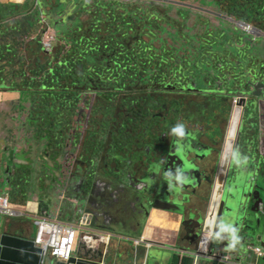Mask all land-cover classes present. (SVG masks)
<instances>
[{
    "label": "rangeland",
    "instance_id": "374dc122",
    "mask_svg": "<svg viewBox=\"0 0 264 264\" xmlns=\"http://www.w3.org/2000/svg\"><path fill=\"white\" fill-rule=\"evenodd\" d=\"M245 2L247 3L246 0H192L181 4L175 0H0V191L7 197L17 199L14 204L24 206L31 203L30 206L36 209L32 213L24 211V220L13 217L8 221L17 222L22 226L21 233L31 238L34 236L37 217H42L37 203L48 215L74 224H80L84 210L91 209L97 217V226L90 228L100 231V235H104L103 232L112 235L109 246L102 242L97 244L100 251L107 249L110 264L116 258L129 262V254L132 255L133 252L134 260L138 258L141 261V253L137 251L139 246L143 249L144 256L141 263L146 262L149 247L146 241H140L143 237L140 233L146 230L149 223H154L151 218L148 221L149 217L152 215L157 218V214H151L153 206H150L146 214L142 211L141 199L147 185L144 180H165L171 175L161 171L163 168L172 169L168 156L173 150L171 141L176 132L163 131L157 140H152V137L159 126L152 127L150 132H143L145 139L140 145L141 152L146 156L154 153L161 158L157 166L150 159L145 160L144 163L149 165L150 170L145 177L140 176L142 160H138V163L133 158L126 161L108 151L98 156L87 153L90 160L94 161L92 165L81 158L79 145L91 110V94L83 95L79 111L71 117L66 113V119L61 124L56 125L49 118L42 122L29 119L33 102L24 95L27 88L23 81L29 77L31 65L38 60L45 62V54L51 50L55 52L58 47L55 46L56 43L69 48L76 37L87 40L76 43L78 49L86 48L92 40L103 44L109 36L135 51L139 41L145 44L151 41L155 46L152 50L155 53L163 47L166 49L164 59L167 60H161L158 54L152 60L155 65L147 69V73H159L164 68L172 73L173 82L180 81L182 84L175 85L170 94L163 95L172 104L168 108L158 103V92L165 91L164 87L171 80L150 83L146 74L139 84L140 88L145 87L151 92L152 99L145 104L146 109L150 107V114L146 117L151 120L154 117L171 119L170 114L176 112L177 119L181 121L179 127H183L184 135L188 136L189 146L198 142L212 149V152L204 153L212 154L200 166L208 159V164L213 169L217 159L220 160L222 156L223 144L227 139L229 141V135L234 136L238 123L245 121V126L253 123V131H247L253 136L252 145L248 149L256 148V155H251L250 152L242 157L238 155L241 162L232 180L235 186L238 182L245 181L250 187L255 172L264 162V18L242 21L249 26L245 29L238 27L236 22L240 20L231 12V8L234 4ZM7 11H11L10 14L13 15L9 16ZM257 11L258 5L250 3L243 16L258 14ZM262 12L264 13V4ZM127 25H132V28H120ZM251 27L255 33L248 32L247 28ZM133 31L137 33L136 38ZM81 34L82 37H79ZM143 46L145 45H141V48ZM242 50L246 52L239 57ZM201 51L204 53H199ZM19 57L21 62L18 61ZM171 58L182 62L181 72ZM178 76H181L179 80ZM188 77H192L196 84L188 86ZM200 103L208 108L221 107L213 113L209 110L201 111ZM241 106L245 107L244 116L247 120L240 119L243 112ZM251 107L253 109L249 111ZM139 108L140 104L137 105V110ZM42 115L39 111L34 117L40 118ZM116 118L114 126H118L126 118V109L120 105L116 110ZM242 123L236 132L244 142ZM188 154L189 161L196 158L193 153ZM173 168L172 183L166 184L169 193L176 192L174 184H181L187 172V166L183 163H177ZM69 172L71 177L68 180ZM62 174L63 181L68 180L65 190L60 184ZM93 182L95 188L91 191ZM234 190L233 186L232 191ZM185 193H190V190ZM205 195L207 191L203 189L193 204H181L185 209L183 215L165 211L180 222L175 249L180 251L178 257L188 258L189 261L184 264L192 261L191 255L195 261L198 259L196 254L203 229L197 231L195 241L188 242L182 222L183 219L201 218L206 207L200 204L199 198ZM164 196L159 193L155 198ZM135 215L140 220L128 223ZM155 220L165 227L159 229L167 228L166 223ZM129 225L132 226L131 229ZM27 226L31 228L28 235ZM178 226L179 223H171L172 228ZM81 241L83 242L78 241L77 250L82 246L86 247L84 242L80 245ZM106 241H109L108 238ZM97 247L88 249L96 253ZM151 248L155 253H161L164 259L150 264H175L174 255L177 252L158 245ZM120 253L122 258H119ZM239 259L243 261V258Z\"/></svg>",
    "mask_w": 264,
    "mask_h": 264
},
{
    "label": "trees",
    "instance_id": "16d2710c",
    "mask_svg": "<svg viewBox=\"0 0 264 264\" xmlns=\"http://www.w3.org/2000/svg\"><path fill=\"white\" fill-rule=\"evenodd\" d=\"M246 1L247 3L234 4L231 12L240 21L262 20L264 0ZM250 3L258 5V14L243 16V12L247 10ZM7 12L9 16L13 15L10 14L11 11ZM120 28L130 30L132 25ZM132 34L136 38L137 33L133 31ZM84 40L82 38L73 39L69 48L56 43L55 46L58 45L56 51L47 52L45 62L38 60L31 65L29 77L23 81L27 88L24 95L33 102L29 119L42 122L49 118L56 125L61 124L66 119V113L68 117H71L79 111V103L83 95L91 94L93 96L91 110L87 115L86 129L79 145L81 158L92 165L94 161L90 160L87 153L98 156L108 151L117 158L123 157L126 161L133 158L137 159L138 163V160L145 162L146 159H151L154 153L146 156L140 150V145L145 139L143 132H150L152 127L159 126V130L152 137V140H157L160 133L168 131L172 126L173 114H170L171 119L167 117L164 119L154 117V120L147 118L146 116L150 114V107L146 109L145 104L151 101V92L145 87L140 88L139 84L146 74L149 76L150 83L171 80L164 87L165 91L158 92L160 94L158 103L168 108L172 107L163 95L170 94L175 85L182 83L173 82L172 73L165 71L164 68L159 73H147V69L155 65L152 60L158 54L161 60H167L164 59L166 49L163 47L155 53L152 51L155 46L151 41L148 44L139 41L135 51L127 48L123 42L113 40L112 36H109L107 40L99 39V41L106 40L103 44L92 40L86 48H76L75 44ZM143 44L145 46L141 48ZM171 60L178 65V71L181 72L182 62L173 58ZM18 61H22L20 57ZM177 78L179 80L181 76ZM191 78L188 77V80ZM143 95L146 96L142 97ZM138 104L140 108L137 110ZM118 105L126 109V118L118 126H114L117 120ZM39 111L43 115L35 118L34 115ZM58 132L59 130L55 131V133Z\"/></svg>",
    "mask_w": 264,
    "mask_h": 264
},
{
    "label": "water",
    "instance_id": "95a60500",
    "mask_svg": "<svg viewBox=\"0 0 264 264\" xmlns=\"http://www.w3.org/2000/svg\"><path fill=\"white\" fill-rule=\"evenodd\" d=\"M87 4V3H86ZM183 4V3H181ZM237 26L241 29H245L246 26H249L245 22L238 21L236 22ZM244 27H241V26ZM249 33L254 29L253 27L247 28ZM247 33V32H246ZM82 37V34L79 36ZM78 38V37H76ZM74 38V39H76ZM71 46V44H70ZM246 50H242L238 56L240 57L245 53ZM199 53H204L203 51ZM242 100H245L244 98ZM177 135H179L177 133ZM174 135L172 137L171 143L173 144V150L168 156L169 166L172 168H163L161 172L171 174L165 180L162 179H146L144 180L146 185V190L142 194L141 206L142 211L145 214L149 211L150 206L158 208L167 212L178 213L183 215L185 213L184 206L181 204H193L194 199L197 197L198 193L203 189H206L207 195L199 198L200 204L205 205L206 211L201 214V218H189L187 220L183 219V226L185 228L186 240L195 241L198 237L197 231L203 229L205 233H209L210 237V253L207 257L198 258L193 264L203 263L209 261L210 264H220L217 257L212 255L219 253L223 258H227L230 261V264H236L235 259L247 258L252 254L253 263H256V258L253 255V248L259 246L264 251V241H260L258 244H255V241L252 240V243L249 244L250 238L242 237L239 228L241 227L240 222L246 221V229H251L256 226H264V162L262 166L255 172V177L253 178L251 185L248 190V194L240 195V192L232 191V186L229 184V160L232 154L231 141L233 137L229 135L228 147L223 151L220 160L217 159L215 166L212 169L208 164V159L202 164V166L197 167V177L194 183H189L187 181V175L189 171V154L194 153V149L187 150L189 144L187 139L184 136ZM212 153L202 154L206 159ZM151 162L157 166V163L161 160L160 157H157L155 154L151 159ZM166 160V159H165ZM177 163H183L187 166L186 176H184V181L175 186V193H169L166 184L172 183V170ZM137 164V163H136ZM136 164L133 166L135 167ZM143 162L142 174L140 176L149 174V165L145 167ZM166 166V165H163ZM68 180L71 177V172ZM138 176V177H140ZM112 178V177H111ZM67 180V182H68ZM61 186L64 187V190L67 186V182L63 181V174L61 175ZM90 179L88 177V183L90 184ZM175 183H177L175 181ZM243 185V181L239 182ZM164 186V188H162ZM95 185L91 187V191H94ZM63 190V191H64ZM190 193H185L189 191ZM90 191V192H91ZM159 193L164 197L155 198ZM64 194V193H63ZM102 201V200H101ZM102 204V203H101ZM38 210L42 216L50 218L52 217L47 214V212L41 209L37 203ZM104 212V211H103ZM95 212L91 209H85L84 214L81 217L82 228L80 229V239L85 240L86 236H98L100 238L110 237L111 234L104 233L100 235V231L91 229L90 227H96L97 217L94 215ZM88 217V219H87ZM139 221V217L135 215L132 220H128V223H133ZM0 264H41L43 261L41 255V249L35 246L32 238H28L23 233H21V225H18L13 222L7 223L6 227H3V217L0 218ZM131 229L132 226L129 225ZM16 229L18 233H12V230ZM264 232V228L262 229ZM256 233L253 232L254 235ZM234 238H239V242L236 243L235 247H229L233 243ZM213 242V245H212ZM79 244V242H78ZM83 242H80V245ZM85 244V243H84ZM104 245H106L104 243ZM160 248H163L159 246ZM81 248V247H80ZM76 250L74 257H72L67 263L56 262V264H110L108 257H104L103 253L107 249L99 250L97 247V253L95 251L89 250L88 246H82L81 249ZM198 246V253H199ZM94 253V254H92ZM197 253V254H198ZM244 256V257H243ZM146 257V264H150L152 261L158 262L160 259H164V256L161 253H155L153 248H149ZM172 260V257L170 258ZM250 263L251 261H247Z\"/></svg>",
    "mask_w": 264,
    "mask_h": 264
},
{
    "label": "built area",
    "instance_id": "2783aa9c",
    "mask_svg": "<svg viewBox=\"0 0 264 264\" xmlns=\"http://www.w3.org/2000/svg\"><path fill=\"white\" fill-rule=\"evenodd\" d=\"M179 3H188L192 0H175ZM14 207H20L19 205H14L6 195H0V216H5L6 218L19 217L24 213L16 216L18 209ZM36 232L32 240L38 248L41 249V255L43 261L41 264H56V262L67 263L72 257H74L77 250L78 241L80 239V229L82 224H74L71 222H66L58 218H50L46 216L37 217L35 221ZM209 233L203 232L200 246L204 242V236ZM212 235V234H211ZM209 243L204 249L200 247L199 253L196 254L197 257H207L209 255ZM142 243V242H141ZM140 245V243H136ZM255 258L264 257V251L260 247L253 248L252 251ZM214 257L219 259L220 264H230L227 258H223L220 254H215ZM53 259V260H51ZM137 264V263H135ZM146 264V262L139 263Z\"/></svg>",
    "mask_w": 264,
    "mask_h": 264
},
{
    "label": "crops",
    "instance_id": "0c3cea01",
    "mask_svg": "<svg viewBox=\"0 0 264 264\" xmlns=\"http://www.w3.org/2000/svg\"><path fill=\"white\" fill-rule=\"evenodd\" d=\"M242 184L246 185L247 189L249 190V188H248V186H247L245 181ZM0 194L3 195L4 193H2L0 191ZM8 198L10 199V201L12 203L18 201V200L14 201L9 196H8ZM30 210H32L31 213L33 211L36 212V209L33 206H30ZM153 212H156L157 218H155V217H153L151 215L149 217L148 221L151 218V220L154 223H149V224L158 225V223L155 222L156 221L155 219H157L158 222L160 221L161 223H166L168 225L167 229L163 230V229L153 228V227H150V226L148 227L147 226L148 227V229L146 228L147 231L146 230L145 231L142 230V232L140 233V235L143 236L140 241L145 239L144 241H146V243H150L151 247L153 245H158V246H161V247H163L165 249L177 252V254L174 255L175 264H184V262L189 261L187 257H185L184 259H183L184 256H179L178 257V253H180V251L175 249L176 244H177L178 234H179V231H180V229H179L180 228V222L177 221V220H174V218H172L170 215H167V213L164 210H161V209H158V208H154V209H152L151 214ZM172 214H176V213H172ZM1 217H3V219L5 218V220H3L4 221L3 223H5L3 227H6L7 223H9L8 220H10L11 218H6L5 216H2V215L0 216V218ZM16 218H18L17 220H24L23 219L24 218V214L19 216V217H16ZM173 222L179 223L178 228H172L171 227V223H173ZM240 223H241V227L239 228V230L241 232V236L245 237V238L246 237L250 238L249 244L252 243V240L255 241V244H258L260 241H264V232L262 231L264 226H260V227L256 226V229H254V227L251 228V229H246V221L245 222H240ZM1 224L2 223L0 222V225ZM30 231H31V228L29 226H27V235L30 233ZM255 231H256V233L253 235L252 233L255 232ZM35 232H36V227L34 229V234H35ZM145 232H146V235H147L146 238L144 237L145 236ZM12 233L16 234L17 230L13 229ZM32 237H34V236H32ZM105 243H108V242L105 240ZM97 244L98 243L96 242V244H94V245L97 246ZM139 247L140 248H137V251H140V253H141V256L139 255V257L141 258V261L138 258H137L136 261L134 260L135 259V252H133L132 255L129 254V256H130L129 262L125 263V262H122V261H120V260H118L116 258V259L112 260V263L113 264H135V263L139 264V263H141L143 258H144V256H143V249L141 248V246H139ZM256 247H259V246H256ZM210 249H211V245H209V252H210ZM127 252L129 253V249L127 250ZM216 254H219V253H216ZM193 257L194 256L191 255L192 261L189 264H193L195 262ZM202 257H204V256H202ZM119 258H122V253H120V257ZM197 258H200V257H197ZM176 259H177V261H176ZM242 260L243 261H241L240 259H235L234 262L236 264H254L253 263L252 254H250L247 258H243ZM247 261H251V262L248 263ZM255 264H264V257L257 258Z\"/></svg>",
    "mask_w": 264,
    "mask_h": 264
},
{
    "label": "flooded vegetation",
    "instance_id": "af4514ba",
    "mask_svg": "<svg viewBox=\"0 0 264 264\" xmlns=\"http://www.w3.org/2000/svg\"><path fill=\"white\" fill-rule=\"evenodd\" d=\"M196 84V82L194 80H192V78L190 80H188V83L187 85L188 86H191V85H194ZM223 89H221L222 91ZM235 92V89L233 90V93ZM219 107L221 106H213L211 108H208V107H203L202 104L200 103V110L201 111H210V112H214L215 110H217ZM238 107V106H237ZM236 107V108H237ZM255 107V106H253ZM253 107H251L249 109V111L251 109H253ZM243 112H241L240 114V119H245L247 120V118H245V107L241 106ZM249 111H247V114L249 113ZM236 112V110H235ZM188 115V111L185 113V118L187 117ZM173 123L171 124L172 126H170V128L168 129V131L170 133H173L175 132L173 129L176 128V127H179V125L181 124V121H179L177 118H178V115L177 113L175 112L173 115ZM233 119V118H232ZM232 119H231V122H232ZM225 121H223L224 123ZM245 122V121H244ZM244 122L242 123V137L244 138V142L239 139L238 137V133L236 132V129H239L241 127V123H238V127L236 126V129H235V134L233 136V139L231 141V147L232 148V154L230 156V160H229V165H228V168H229V184L234 188H235V191L236 192H240V195L242 194H248V189L246 187V185H241L239 182L237 183V185H233L232 183V180L234 178V174H237L236 173V169L239 168V164H237L235 162V159H234V154H238L240 157H242V155L250 152L251 155H256V148H254L253 150H249L248 147L252 145V140H253V136H251L250 134L247 133V131H253V123L249 124V125H244ZM252 128V129H251ZM246 134H248V136L246 137ZM174 135H177V134H174ZM179 136V135H177ZM185 137H188V136H185ZM187 142L189 141L188 139L186 140ZM228 139L226 140L225 144H223V147H224V150L226 149V147H228ZM190 143H193L191 140H190ZM190 149H194V155L196 158H192L190 161H189V171L190 173H188L187 175V180H190V181H195L196 177H197V167H200V163L203 162L205 160V158L202 156V154L206 153V152H212V149L211 147L205 145V144H202V143H195V144H190ZM215 150V149H214ZM192 156V154H191ZM186 176V175H185ZM244 182V181H243ZM140 220V218H139ZM188 242H191V240H188Z\"/></svg>",
    "mask_w": 264,
    "mask_h": 264
},
{
    "label": "bare ground",
    "instance_id": "6f19581e",
    "mask_svg": "<svg viewBox=\"0 0 264 264\" xmlns=\"http://www.w3.org/2000/svg\"><path fill=\"white\" fill-rule=\"evenodd\" d=\"M14 205H18V204H14ZM30 205H31V203L25 204L24 206L19 205L20 207H14V208H17L18 209L17 210L18 213L16 214V216L20 215L21 213H24V211H32V210H30ZM158 225L149 224L148 227L150 226V227H153V228H165L163 225L162 226L161 225L158 226ZM148 227H147V229H148ZM147 229H146V231H147ZM146 236L147 235H146V232H145V236L144 237L146 238ZM107 238H108L109 241H108V243H105V240ZM200 240H201V238H200ZM200 240H199V248L201 247L202 249H204L205 246L209 243V234H206L204 236V242L201 244V246H200ZM83 242L88 246V248H90V249H96L97 246L94 245V244H96V242L97 243L98 242H102V243H105L107 246H109V244L111 242V238L109 236L106 237V238H100L98 236H94L93 235V236H86V241L83 240ZM147 247L150 248L151 247V244L150 243H147ZM96 253H97V251H96ZM103 256L104 257H106V256L108 257V251L107 250L103 253Z\"/></svg>",
    "mask_w": 264,
    "mask_h": 264
},
{
    "label": "clouds",
    "instance_id": "9594fccd",
    "mask_svg": "<svg viewBox=\"0 0 264 264\" xmlns=\"http://www.w3.org/2000/svg\"><path fill=\"white\" fill-rule=\"evenodd\" d=\"M176 133H178L180 136H184V129L183 127H176L173 129ZM234 159H235V162L237 164H239L241 161H240V158L238 156V154H234ZM247 158L245 157L244 158V162H246ZM178 214V213H177ZM204 232V231H203ZM239 242V238H234L233 239V243L229 246V247H235L236 243Z\"/></svg>",
    "mask_w": 264,
    "mask_h": 264
}]
</instances>
